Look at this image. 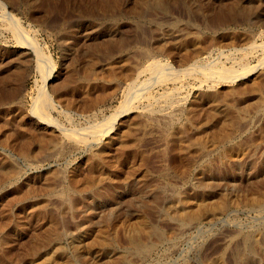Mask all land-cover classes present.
Wrapping results in <instances>:
<instances>
[{
	"label": "rangeland",
	"instance_id": "374dc122",
	"mask_svg": "<svg viewBox=\"0 0 264 264\" xmlns=\"http://www.w3.org/2000/svg\"><path fill=\"white\" fill-rule=\"evenodd\" d=\"M89 1L0 0V15L2 10L7 12L10 20L38 44L49 60L51 74L46 92L52 100V108L48 110V118L55 120L57 125L46 126L48 123L34 113L32 105L42 86V76L31 48L18 43L1 15L0 226L5 227H2V237L6 239V245L0 252V264H37V261L33 262L37 256L52 252L54 247L52 241L44 243L42 250L38 247L44 232L62 235L64 250L76 253L87 234L89 219L95 229L115 222L117 226L112 225L113 231L109 233L115 234L114 228H117L119 246L124 247L129 225L140 214L148 213L142 206L156 201L153 192L170 186L179 188L190 197L195 175L204 164L212 174L231 181L228 187L215 186L219 193H235L238 186L249 185L261 174L264 160V62L259 61L262 57L260 51L246 59L254 66L250 72L233 81L202 83L199 78L190 76L152 85L146 93L151 97L134 101L118 119L113 132L105 136L100 134L98 139L78 141L74 135L68 138L58 125L67 130L78 128V131L85 132L95 122L121 111L128 86L144 63H151L154 58L170 63L174 70L183 69L191 61L189 52L194 54L191 58L196 53L199 58L207 57L201 58L202 61L209 57V60L216 58L224 65L230 64L229 58L238 54L235 53L238 48L252 42L264 44V20H261L264 16L252 17L256 15V8L250 5L249 13L244 16L238 14L229 21L210 22L198 13H189L175 0H162L170 5L169 11L154 9L140 18L133 11L146 0H120L118 7H112L113 0ZM209 1L217 6L220 2L233 0H189L188 4L192 7L204 3L210 5ZM93 39L97 42H92ZM171 39L176 41L174 48L169 43ZM160 45L171 48L167 54H160ZM26 54L27 63L15 67L17 60ZM148 76L142 73L139 80L148 79ZM165 92L174 93L176 105H166L159 99ZM127 130L131 133L126 134ZM239 151L245 153L240 170L230 160ZM93 181L103 184L101 190L91 188ZM61 188L72 190L69 195L71 209L53 193ZM139 193L145 196L143 203L139 201L138 206L130 205ZM161 205L164 210L168 207L165 203ZM232 210L221 220L200 225L182 235L177 226L157 219L161 216L153 214V224L177 233H174V245L168 249L162 247L160 254L145 262L135 259L134 264L214 262L238 228L249 229L264 222V215L258 216L245 209ZM31 249L37 251L31 253Z\"/></svg>",
	"mask_w": 264,
	"mask_h": 264
},
{
	"label": "bare ground",
	"instance_id": "6f19581e",
	"mask_svg": "<svg viewBox=\"0 0 264 264\" xmlns=\"http://www.w3.org/2000/svg\"><path fill=\"white\" fill-rule=\"evenodd\" d=\"M105 2H106V0H105ZM174 2H177L180 5L182 4L188 10L189 13H196V14L198 13V14L204 16L205 18L209 19L210 22H211V20H213L215 22H224V21H227V20L229 21V19H233L234 17H237L236 15H238V14H240V15L243 14V16H244V14H248L249 13L250 10L248 11V9L250 7L248 8V6H250V5H253L256 8V10H255L256 15L255 16H252V17H255V18L259 19L260 18V15H263L264 16V4H263V1L262 0H233L231 2H220V3L217 2V3H219L217 6H214L213 3L211 4L210 1H209L210 5L204 3V4H202L200 6H196V7L190 6L188 4L189 3V0H175ZM120 3H121L120 0H113L111 2V4L113 5L112 7H118ZM141 3L142 4L139 7V9H136L134 11L132 10L133 11V14H136L137 16H140V18L141 17H144L145 14L147 12H149L150 10L160 9L162 11H165V10L166 11H169V9H170V5H167L166 2L165 1H162V0H152V1L146 0L145 2H141ZM111 4H109V6ZM201 6H206V7H201ZM103 10H105V8ZM2 11H3V14H1V15H2V18L5 19L6 26L13 33V35L16 38V40L18 41V43H20L21 46H23L24 48H27L28 46L31 48V55L34 56V58L36 60V67H37L38 71L40 72V74L42 76L43 83H42V86L39 89V93H37L38 94L37 97L34 99V102H33V105H32L33 106V109H34L33 111L43 121H46L48 123L46 126L52 127L53 126L52 124H54V126H55L56 125V123H54L55 120L53 121V119L52 120L49 119L50 116H48V110L50 109V107L52 105V100L49 97L48 93L46 92V85H47V82H48V80L50 78V74H51L50 71H48V67H49V64L48 63H49V60H48L47 56H45V54H43L41 52L40 48H38L39 46L37 47L38 44H36L31 38H29L28 36H26L24 34L23 30H21L20 27H18L17 25H15L10 20L9 15L6 14L7 12H5L4 10H2ZM109 11H111V10H109ZM105 15H107V14H105ZM107 16H109V15H107ZM261 20H264V19H261ZM200 24H202V23H200ZM205 25H207V24H205ZM174 30L176 31V29H174ZM214 31H217V30H214ZM169 39H170V35H169ZM111 40L109 39V41H111ZM179 40H181V39L179 38ZM91 41L95 43L96 40L93 39ZM236 41H238V40H236ZM170 42L172 43L171 46H173V48H174L175 47L174 46L175 44H173V43H175L176 41L175 40L172 41V39H171V41H169V43ZM218 43H219V41H218ZM223 43H224V41H223ZM102 44H104V43H102ZM177 44H179L178 41H177ZM219 44H221V43H219ZM208 45H209V43H208ZM208 45H206V47ZM171 46L169 47L167 45H160V47L158 48V52L160 54H164L165 55V53L168 52V50L171 48ZM232 49H234V48H232ZM238 49L235 50V53H238V54H236V56L233 57L232 56L233 53H232V55H231L232 57L229 58V60H230V64H228L229 66L228 65H224V63H221L220 61H217L216 58H214V60H209V57H208V60L207 61H202V59H206L207 57L206 58H202L201 57L202 58L201 59V58H199L197 56V54L195 52L194 53H195L196 56L193 57V58H191V55L193 53L192 52H189L188 53V56H190L189 59H191V61L186 66H183L184 67L183 69H177V70H174V68L172 67V65L170 63L164 62L162 60H158V59L154 58L151 63H148L146 65L144 63V65L142 66V68H140L141 70L138 71V75L136 76L135 80L132 83L130 82L131 84L128 86V89H127V95H126L127 97H126V100L124 102V105H123V108H122L121 111L119 110V112H116L115 114L113 113V115L111 114L112 116H110L108 118L106 117L105 119H103L102 121H100L98 123L97 122H95V123L93 122L94 123V124L92 123L93 125L89 126L87 128V130H84L85 132H82L83 130L81 132H80V130L78 131V128L77 129H73V130L72 129L71 130H69V129L67 130V129H65V127H62L60 125H58V128L61 129V132H63L64 134L68 135V138H70V137H72V135H74L73 137H75V138L77 137L78 141L79 140L80 141H85L88 138H92V139L93 138H95V139L97 138L98 139V137H99L100 134L101 135L104 134L102 136H105V134L108 135L109 133H112L113 132V130H114L116 124H117L118 119L121 118V115L124 113V111L129 110L131 108V106L134 104V101L136 102L137 100H139L141 98L143 99L144 97L149 99L151 96H149V95L147 96L146 93L149 92L148 90L150 89V87L152 85H155V84H159V85L160 84H164L165 82L170 81V80H173V81H175V80H182L183 77H188L189 78L190 76H192V78H194V77H197V79L199 78L202 81V83H204V82L207 83V82H210V81L211 82L212 81H216V82H227V81H230V80L233 81V79H235L237 77H240V76L242 77L246 73H249L250 72V69H252V67H254L253 65L251 66L250 63L247 62V60H246L250 56V54H255V52L260 51L262 57L260 58L259 61L260 62H264V44L263 45H260V44H257V42L256 43L252 42L248 46H246V47H244L242 49H239V50ZM200 52H202V51H200ZM183 55H185V54H183ZM200 55H201V53H200ZM193 56H194V54H193ZM207 56H209V55H207ZM27 57H28V54H26L25 56H21L19 59L17 58L18 60L16 62L15 67L16 66H20V65L23 66L25 63H27V60H28ZM11 60H9V61H11ZM30 60H32V59H30ZM225 60H226V58H225ZM129 64H132V63H129ZM257 68H258V65H257ZM142 73L148 74L149 75L148 76V79H145L143 81L139 80V78L141 77V74ZM85 75H87V74H85ZM4 77H5V75H4ZM170 82H172V81H170ZM62 85H63V83H62ZM223 91H225V90H223ZM253 91H254V89H253ZM249 93H250V91H249ZM174 96L175 95L172 92H170V93L169 92H165L164 94L161 95V97L159 99H162V101L166 105H172L175 102L174 100H176V99H174ZM223 98H220V99H223ZM93 99H95V98H93ZM174 105H176V104L174 103ZM118 109H120V108H118ZM150 109L151 110L153 109V105H151ZM199 112H201V111H199ZM196 113H198V112H196ZM141 114H143V113H141ZM208 114H210V112ZM221 115L222 114H220L219 117ZM168 117H167V119H168ZM210 118H211V116H210ZM220 119H221V117H220ZM155 120H156V118H155ZM228 121L230 122V120H228ZM238 121H239V119H238ZM79 129H81V128H79ZM32 130L34 131V129H32ZM127 131H128V133H126V134H129V132L131 133V131H129V130H127ZM138 133H139V130H138ZM229 136H231V135H229ZM127 137H125V138H127ZM219 140H220V137H219ZM72 141H73V139H72ZM221 141H223V139ZM58 144H60V143H58ZM244 154L245 153L243 151H239V152L236 153V156H234V159L235 160L234 159L232 160L230 158L231 163H232V161H234L233 166L236 169H239L240 170V167H242L243 161H244ZM50 156H52V155H50ZM193 156H194V154H193ZM42 157H40V158H42ZM227 161H228V159H227ZM260 170H261V174L258 175V177L254 180V182H251V183H249V185H246V186L245 185L238 186L237 187V190L235 191V193H229L227 191H223V192H220L219 193V192H217L215 186H217V185H223V186L228 187V186H230V182L231 181H229L227 178H223L221 176H217V175L212 174V170L209 167L205 166V164H204V166H202V168H200L198 170V173H196V175H195L196 182L193 183V186H192L193 187V194L190 197L184 195V193H182L179 188H177V187H170V186L161 187V188H159V189H157V190H155L153 192V195H154L156 201L149 202V203L146 202L142 206L144 209L147 210V211L146 210L145 211L148 212V213H144L143 214L141 212L142 214H140L139 216H137V220L134 223H132V225H129L130 226L129 227L130 228V231H128V234L126 236V239L127 240H125L126 242H125L124 247H121V245L119 246V240H118V236L119 235H118V232H117L118 231L117 228H114L115 234L111 235L109 233V231L111 232V230H112L111 229L112 228L111 227L112 225H116L117 226V224H115V222L112 221V222H110V223H112L111 225L108 224L105 227L103 226V228H101V229H98V228L95 229V228H93V226H92V224L90 222L91 219H89L88 220L89 224L87 226V234H86L84 240L79 243V248L78 249L76 248V250H77V251H75L76 253L71 254V253L66 252V250H64L63 245H62V235H60L58 233L44 232L43 233V237L42 238L40 237V243H38L39 244L38 247H41L44 243L46 244L49 241L50 242L51 241L54 242L53 243L54 244V247L52 249V252H50V253H48V252L42 253L41 254L42 257H39V255H38L39 253L38 254L36 253L38 256H37V258L33 262H36L37 261V264H134V260L135 259H138V262L139 261L145 262L148 259L154 258L158 254H160L161 252L159 250L162 249V247L163 248H167V247L173 246L174 245V242H175V239H176L175 236L177 235V233H175V232L174 233L176 235L174 233L167 232L166 230L162 229L161 227H159L156 224H153L154 221H151V216H153V214L154 215L156 214V215L161 216V217H159L157 219H160V218L162 220L164 219V220L170 222V225L172 223L173 225L177 226L178 229H179L178 233H180L181 235L184 234V233H186V231L187 230H190V229L191 230L193 229V231H194L200 225H205V224H208L210 222H216V221L221 220L222 217L227 216V215H230V212H231L232 209H234V210H236V209L237 210L238 209L239 210H244L245 209V210H247V211H249L251 213H256L258 216H263L264 215V160H263V162L261 164ZM2 171H4V170H2ZM88 174H90V173H88ZM102 181H104V180L102 179ZM248 182H250V181H248ZM245 183H247V182H245ZM236 185H238V183ZM90 186H91V188L96 189L98 191V190H101V188L103 187V184L100 181H93L90 184ZM71 191L72 190L69 189V188H61V189H59L57 191H53V193L55 195H57L58 197H60L65 202V204L67 202L68 205H69V208L71 209L72 208V204H71L70 199H69V195H70ZM144 197L145 196L142 193L137 194L136 198L135 199H132V202H131L130 205L137 204V206H138V202L139 201H142V203H143ZM111 198H113V197H111ZM7 200H9V199H7ZM114 202L117 203V205L119 204L117 202V200H115V199H114ZM161 203L167 204L166 206H168V207H166V209L164 210V208L161 207V206H163V205H161ZM48 204H49V202H48ZM120 204H121V202H120ZM82 206H84V205H82ZM116 206H114V207H116ZM116 209H117V207H116ZM122 210L123 209L121 208V211ZM128 214H130V212ZM133 215L134 214H132L131 216H133ZM51 225H52V223H51ZM118 225H119V223H118ZM84 226H86V225H84ZM2 227H4V226H2ZM2 227L0 226V236H1L0 237V252L4 251V246L6 245V239L4 237H2V233H3L2 232ZM175 230H176V228H175ZM226 237H227V235H226ZM42 248L43 247H41V250H42ZM166 250H164L162 252H164V254H165ZM32 251H35L36 252L37 249L36 250H32L31 249V253H32ZM228 257H230V258L228 259ZM9 258H11V257H9ZM41 258L42 259L44 258V259L43 260H40L42 262H39L38 260L41 259ZM230 263L231 264H264V222H261L259 225H257V224L254 225V226L252 225L249 229L238 228L236 230V232H234L231 235V237H230L229 241L226 243V245H225L222 253L215 259L214 262L212 261L209 264H230Z\"/></svg>",
	"mask_w": 264,
	"mask_h": 264
}]
</instances>
